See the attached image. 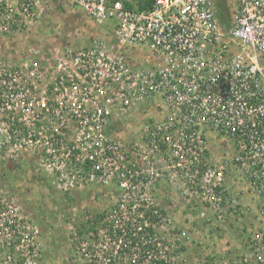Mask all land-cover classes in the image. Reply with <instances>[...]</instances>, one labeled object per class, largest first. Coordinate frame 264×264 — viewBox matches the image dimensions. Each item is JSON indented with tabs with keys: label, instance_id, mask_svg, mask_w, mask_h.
Wrapping results in <instances>:
<instances>
[{
	"label": "built area",
	"instance_id": "2783aa9c",
	"mask_svg": "<svg viewBox=\"0 0 264 264\" xmlns=\"http://www.w3.org/2000/svg\"><path fill=\"white\" fill-rule=\"evenodd\" d=\"M65 1L106 29L87 45L50 51L43 73L34 66L23 74L31 98L21 110L31 112L27 127L45 120L51 128L45 163L63 137L69 145L59 156L73 162V178L120 191L103 212L106 232L76 250L94 264H167L171 218L150 195L159 181L221 219L223 208L239 207L224 180L230 170L264 216V0ZM43 13V0H0V31H27ZM14 74L2 77L8 91L4 79L21 78ZM150 108L139 133L120 139L125 116ZM39 132L29 129L36 141ZM257 236L254 254L264 264Z\"/></svg>",
	"mask_w": 264,
	"mask_h": 264
},
{
	"label": "rangeland",
	"instance_id": "374dc122",
	"mask_svg": "<svg viewBox=\"0 0 264 264\" xmlns=\"http://www.w3.org/2000/svg\"><path fill=\"white\" fill-rule=\"evenodd\" d=\"M43 10L38 22L27 31H0V105L7 94V104L0 110V264H94L76 246L82 240H96L95 232L99 230L106 232L103 212L118 199V186L81 184L80 179L73 178L69 173L73 162L59 156L62 153L58 149H65V153L69 145L63 137L52 141L56 157L49 165L45 163L50 148V140H45L51 128L45 120L36 124L29 121L30 128L27 127L31 112L21 110V106L30 105L31 98L30 85H26L23 74H29L34 66L42 73L48 70L50 51L87 45L91 37H86L94 30H89L65 0H43ZM4 72L15 73V77L21 74L20 79L3 78L11 91L2 81ZM42 81L38 86L45 89V78ZM18 82L26 89L24 99ZM153 114L150 108L125 116L123 125L117 127L120 139L137 135ZM29 129L36 134L40 131L37 141L29 135ZM209 146L220 156L221 144L214 137ZM55 166L61 167L57 170ZM224 180L238 198L239 207L223 208L221 219L216 209L209 210L199 200L188 199L175 186L166 190L165 202L170 203L165 204L163 193L159 197L157 190L160 181L156 183L150 195L171 218L167 225L170 234L164 240L168 245L164 255L167 264H241L244 260L260 263L254 248H259L257 234L264 244V216L258 213L257 198L245 184L237 182L230 170ZM203 211L209 213L210 221L200 217Z\"/></svg>",
	"mask_w": 264,
	"mask_h": 264
},
{
	"label": "trees",
	"instance_id": "16d2710c",
	"mask_svg": "<svg viewBox=\"0 0 264 264\" xmlns=\"http://www.w3.org/2000/svg\"><path fill=\"white\" fill-rule=\"evenodd\" d=\"M146 3L149 4L150 0H146ZM124 4L127 7H132V4L126 0H124ZM70 8L73 10V13L76 14L77 16H79V18L81 19V21L84 23L87 27H89V30H94V33H91L90 36H87L86 38H90L93 37L95 35H99L100 29L81 11H79L78 9H76L74 7V5L69 4ZM138 8H140V6H138ZM98 32V33H97ZM100 32V33H99Z\"/></svg>",
	"mask_w": 264,
	"mask_h": 264
},
{
	"label": "crops",
	"instance_id": "0c3cea01",
	"mask_svg": "<svg viewBox=\"0 0 264 264\" xmlns=\"http://www.w3.org/2000/svg\"><path fill=\"white\" fill-rule=\"evenodd\" d=\"M169 189L170 188H168V187L165 188V186L162 184H159V186L157 188V190L159 191V197H162V193H163V196L165 197V199L162 201H164L165 204L170 203V202H165L168 198V194L166 193V190H169ZM165 194H166V196H165Z\"/></svg>",
	"mask_w": 264,
	"mask_h": 264
}]
</instances>
